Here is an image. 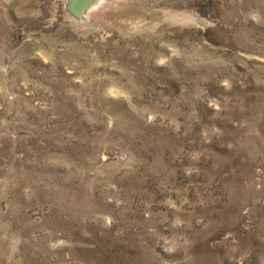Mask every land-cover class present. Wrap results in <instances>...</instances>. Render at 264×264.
<instances>
[{
  "label": "rangeland",
  "instance_id": "obj_1",
  "mask_svg": "<svg viewBox=\"0 0 264 264\" xmlns=\"http://www.w3.org/2000/svg\"><path fill=\"white\" fill-rule=\"evenodd\" d=\"M64 4L0 0V264H264V0Z\"/></svg>",
  "mask_w": 264,
  "mask_h": 264
},
{
  "label": "water",
  "instance_id": "obj_2",
  "mask_svg": "<svg viewBox=\"0 0 264 264\" xmlns=\"http://www.w3.org/2000/svg\"><path fill=\"white\" fill-rule=\"evenodd\" d=\"M96 0H65L64 10L74 19H79L85 16Z\"/></svg>",
  "mask_w": 264,
  "mask_h": 264
},
{
  "label": "bare ground",
  "instance_id": "obj_3",
  "mask_svg": "<svg viewBox=\"0 0 264 264\" xmlns=\"http://www.w3.org/2000/svg\"><path fill=\"white\" fill-rule=\"evenodd\" d=\"M102 0H96L95 1V3L93 4V6L89 9V10H87V12H86V14H85V16L84 17H82V18H79V19H74V18H72L75 22H77V23H83L84 22V20H86V18H87V15H88V13H89V11H91V10H93L94 8H96L98 5H99V3L101 2ZM64 2H65V0H64ZM66 13V12H65ZM68 15V14H67ZM69 16V15H68ZM70 17V16H69ZM71 19V20H72ZM87 21V20H86ZM85 21V22H86Z\"/></svg>",
  "mask_w": 264,
  "mask_h": 264
}]
</instances>
